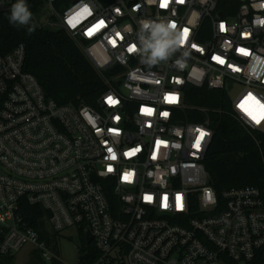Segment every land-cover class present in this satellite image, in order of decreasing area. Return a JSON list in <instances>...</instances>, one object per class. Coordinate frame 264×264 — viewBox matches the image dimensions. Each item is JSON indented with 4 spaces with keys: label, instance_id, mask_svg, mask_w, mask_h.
<instances>
[{
    "label": "built area",
    "instance_id": "obj_1",
    "mask_svg": "<svg viewBox=\"0 0 264 264\" xmlns=\"http://www.w3.org/2000/svg\"><path fill=\"white\" fill-rule=\"evenodd\" d=\"M48 3L55 20L42 27L84 44L100 73L121 69L95 106H74L23 69V44L0 53V254L32 245L55 259L25 222V201L55 232L89 231L94 264H264V186L216 193L209 120L185 115L207 110L188 106L184 89L224 91L232 116L264 134V0ZM146 21L181 34L156 64L139 39Z\"/></svg>",
    "mask_w": 264,
    "mask_h": 264
},
{
    "label": "trees",
    "instance_id": "obj_2",
    "mask_svg": "<svg viewBox=\"0 0 264 264\" xmlns=\"http://www.w3.org/2000/svg\"><path fill=\"white\" fill-rule=\"evenodd\" d=\"M2 1L10 10L0 13V53H8L23 44V69L35 76L49 97L60 104L95 106L96 99L108 88L107 80L121 68L115 66L100 73L84 51V44L76 42L62 29L38 25L35 16L48 0H25L32 13L28 25L10 24L11 7L16 0ZM68 1L55 0L52 5L61 12ZM184 89L188 106L207 110L202 114L196 109H187L185 115L190 121L209 120L213 135L204 165L216 193L220 195L224 190L245 185L264 186V134L255 132L253 137L232 116L224 91L191 85ZM21 213L25 222L39 231L40 240L46 244L47 212L23 201ZM78 233L82 237L78 264H94L98 252L93 242L87 243L84 232ZM13 261L14 255L0 254V264H13ZM28 264H59V261L53 259L49 263L34 249Z\"/></svg>",
    "mask_w": 264,
    "mask_h": 264
},
{
    "label": "clouds",
    "instance_id": "obj_3",
    "mask_svg": "<svg viewBox=\"0 0 264 264\" xmlns=\"http://www.w3.org/2000/svg\"><path fill=\"white\" fill-rule=\"evenodd\" d=\"M32 13L25 0H16L11 7L9 23L13 25H28ZM172 24L146 21L141 25L139 39L142 51L148 63L156 64L165 60L176 50L181 42V34L176 32ZM32 29L30 28L29 31Z\"/></svg>",
    "mask_w": 264,
    "mask_h": 264
},
{
    "label": "rangeland",
    "instance_id": "obj_4",
    "mask_svg": "<svg viewBox=\"0 0 264 264\" xmlns=\"http://www.w3.org/2000/svg\"><path fill=\"white\" fill-rule=\"evenodd\" d=\"M73 1L69 0L67 5L72 4ZM47 19L50 21L55 20V17L51 13L50 3L48 2L43 6L41 12L35 16V21L41 26ZM240 90V87L236 88V92ZM45 231L47 232L46 245L55 256V260H58L59 264H78L80 256L79 245L82 239L78 230L76 228H69L58 233L49 224H45ZM34 249L32 245L24 246L14 255L13 264H28L31 251Z\"/></svg>",
    "mask_w": 264,
    "mask_h": 264
},
{
    "label": "water",
    "instance_id": "obj_5",
    "mask_svg": "<svg viewBox=\"0 0 264 264\" xmlns=\"http://www.w3.org/2000/svg\"><path fill=\"white\" fill-rule=\"evenodd\" d=\"M50 1L53 3L55 0H50ZM9 10H10V7L5 2L0 0V13L6 12ZM118 84H120V82H118ZM84 236H85V241L87 243L91 242L92 236H91V233L89 231H87Z\"/></svg>",
    "mask_w": 264,
    "mask_h": 264
},
{
    "label": "snow or ice",
    "instance_id": "obj_6",
    "mask_svg": "<svg viewBox=\"0 0 264 264\" xmlns=\"http://www.w3.org/2000/svg\"><path fill=\"white\" fill-rule=\"evenodd\" d=\"M177 2H183V0H177ZM162 6H166V4H165V0H162ZM77 15H79V13H78ZM72 19H74V17L71 18V19L69 20V23H72ZM102 23H103V22H101V24H102ZM171 27L175 28V25L173 24V25H171ZM221 28L223 29V25L221 26ZM118 35H119V34H118ZM183 35H184V37L186 38V36H187V29L184 30ZM129 50H130V51H134V50H135V46L130 47ZM242 51H243V50H242Z\"/></svg>",
    "mask_w": 264,
    "mask_h": 264
}]
</instances>
